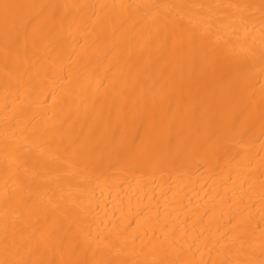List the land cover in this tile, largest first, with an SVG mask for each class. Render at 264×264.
<instances>
[{
  "label": "bare ground",
  "instance_id": "6f19581e",
  "mask_svg": "<svg viewBox=\"0 0 264 264\" xmlns=\"http://www.w3.org/2000/svg\"><path fill=\"white\" fill-rule=\"evenodd\" d=\"M0 264H264V0H0Z\"/></svg>",
  "mask_w": 264,
  "mask_h": 264
}]
</instances>
